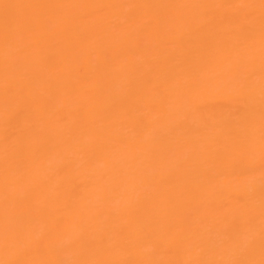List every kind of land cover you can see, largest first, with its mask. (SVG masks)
I'll use <instances>...</instances> for the list:
<instances>
[{
  "label": "bare ground",
  "instance_id": "obj_1",
  "mask_svg": "<svg viewBox=\"0 0 264 264\" xmlns=\"http://www.w3.org/2000/svg\"><path fill=\"white\" fill-rule=\"evenodd\" d=\"M0 264H264V0H0Z\"/></svg>",
  "mask_w": 264,
  "mask_h": 264
}]
</instances>
